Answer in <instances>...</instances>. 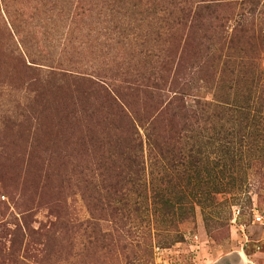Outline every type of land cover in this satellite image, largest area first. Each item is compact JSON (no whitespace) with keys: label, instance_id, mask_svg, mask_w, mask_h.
Listing matches in <instances>:
<instances>
[{"label":"rangeland","instance_id":"1","mask_svg":"<svg viewBox=\"0 0 264 264\" xmlns=\"http://www.w3.org/2000/svg\"><path fill=\"white\" fill-rule=\"evenodd\" d=\"M182 1L0 0V264H264V0ZM162 62L188 109L75 78Z\"/></svg>","mask_w":264,"mask_h":264},{"label":"trees","instance_id":"2","mask_svg":"<svg viewBox=\"0 0 264 264\" xmlns=\"http://www.w3.org/2000/svg\"><path fill=\"white\" fill-rule=\"evenodd\" d=\"M182 2H183L182 3L183 6L180 7L179 10L183 11L185 9V11H188L189 13L185 12L184 15L189 16L191 14L190 12H192L191 7H189L190 3L187 0H183ZM199 7L200 8H207V5L199 6ZM169 70H171V68L169 69L168 65L166 63H163V62L158 67H152V69H150L148 71L147 70L142 71V72L140 71L137 74H133L129 70H126L125 72L120 70L121 73L125 74V76L132 75L131 77H129L130 79H128V80H126L127 78L125 79V86L123 87L124 89L119 88V85L114 84V83H112L113 85L110 86L108 83H106V81L101 79L105 76V75H103L104 74L103 72H106L103 70H100V71L97 70V73L95 72V75L93 74L94 80L86 79L83 76H77L75 78L78 81H81L84 83L86 81V83L90 87L98 89V91L101 92V95L104 98V100H106L107 103H109L110 105H112L113 107L118 108V109H121V105L119 104V102H117V101L122 102L121 92L124 91V92H128V93L133 94V93H137L139 91H143V93H147V95L149 97L156 100V106L157 107L154 109V112L155 113L157 112V114H158L161 111H168V110L173 111V108H175V107H172V104L175 102L177 103L176 104L177 107L180 104L181 108H187L185 101L183 100V97H181L179 95V94H181L180 92H182V91H177L174 88L170 87L171 84L168 85L167 90L170 91L171 93H173L172 94L173 96L170 99L164 101V97H163L162 92L164 91V89H166V83H167L166 82V76L167 75L165 76V73L169 72ZM107 71H112V67L108 68ZM100 74H102V75H100ZM122 111H124V110L122 109ZM135 112L136 111H132V110H128V112H126L127 124L129 125V133H130V135L128 137L129 141L130 142H136V145H139L142 143L141 136L139 135L138 129H137V126H141L146 131L145 137H146V140H147L149 147L151 149H154V148H152V146L154 147V145L156 143H154V140H152L151 132L149 131V129L151 131H153V129H154V125H155L154 121H156L155 120L156 117H155L154 113H152L148 116L139 117L138 115L135 114ZM143 114L144 113H142L141 115H143ZM136 135H138V136L136 137ZM139 138H140V140H139ZM132 161L135 162L137 165H138V163L141 164L143 162V160H140L138 162L135 155H134V158L132 159ZM195 163H196V161H194V164ZM172 165L173 164H170L171 167H172ZM141 169H142V167H140V170ZM158 180L160 181L159 187H157L155 184H153L150 187H148V185H147V188H145V192H147V193L149 192L154 203H156V200L159 198L160 194L162 192H164L163 190H166L170 186L176 187V185H174V184H176L178 182L174 179V177L171 173H169L168 175L165 173L162 174L161 178ZM145 192H144V194H145ZM164 193H165V195L163 196V199H161V201H160V203H162V204L168 203V199H170V196H171L170 191L164 192ZM215 227H218V226H215ZM214 229H216V228H214ZM176 240H177V237L174 238V241H176Z\"/></svg>","mask_w":264,"mask_h":264},{"label":"built area","instance_id":"3","mask_svg":"<svg viewBox=\"0 0 264 264\" xmlns=\"http://www.w3.org/2000/svg\"><path fill=\"white\" fill-rule=\"evenodd\" d=\"M250 211H251L250 215H251L252 223L264 224V214L261 211H259L257 207H252ZM231 213H232V217L230 219L231 224L236 225L238 228L240 227L241 230L242 226H245V223L243 224L237 222V218L240 215V209H237L236 211L231 209Z\"/></svg>","mask_w":264,"mask_h":264}]
</instances>
